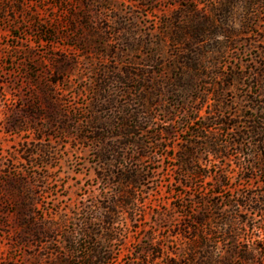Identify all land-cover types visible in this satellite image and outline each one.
I'll use <instances>...</instances> for the list:
<instances>
[{
    "label": "rangeland",
    "instance_id": "rangeland-1",
    "mask_svg": "<svg viewBox=\"0 0 264 264\" xmlns=\"http://www.w3.org/2000/svg\"><path fill=\"white\" fill-rule=\"evenodd\" d=\"M215 1L205 2L209 5ZM202 2L195 0L196 14L207 17L210 10ZM184 4L189 5L179 0H0V264H38L36 257L46 253L40 251V246H47L45 241L40 243L39 239L22 234L13 192L4 185L7 176L36 177L34 184L42 213L50 216L58 211L68 212L71 220L78 218V210L93 207L96 198L115 190L97 179L99 169L93 152L59 132L57 124L50 123L41 133L26 130L17 134L9 128V117L14 111L22 113L30 101L43 102L47 82L62 78L66 81V91L59 96L63 108L88 112L96 89L95 69L133 73L140 69L149 75L155 72L160 83L171 82L179 73L172 70L174 53L179 50L173 36H181L182 24L190 17L183 12L188 10ZM43 27L52 35L44 37L40 31ZM228 29L232 31L230 37L208 34L203 43L206 50L214 51V55H208L213 62L211 72L218 76L215 82L219 92L225 88L223 102L235 115L232 123L237 127L231 131V139L235 133L247 131L250 116L264 113V7L240 8ZM193 68L194 65L188 66L185 74H195ZM197 88L200 98L207 86L198 82ZM110 90L117 94L118 102L124 103L119 93L122 87L114 84ZM177 95L162 102V107L173 110L172 123L167 124L171 134L162 136L168 149L157 154L155 165L152 159L142 164L143 168H156L143 188V200L138 206L142 217L138 215L132 223L124 214L115 224L117 233L127 237L125 244L118 240L101 242L104 250L113 254V264H165L168 253H181L185 241L172 236L171 226L183 217L172 211L169 192H174L175 197V190L181 189L185 204L198 212L201 206L196 201L190 203V199L198 192L218 201L220 198L211 194L222 171L229 174L228 187L221 190L223 196L244 200L241 218L260 228H243L242 243L258 248L264 245V216L252 210L257 201L264 203V170H259L264 149L255 148L245 139L242 150L229 148V159L203 153L201 160L213 177L197 180L188 191L171 185L177 163L165 156L174 154L190 139L184 111L200 106L191 95L179 91ZM206 104H216L215 99L209 97ZM156 114V124H163L166 117ZM213 132L220 135L222 130L216 127ZM23 144L32 149L46 148L51 157L29 161ZM226 212L233 211L226 208ZM73 226L71 222L67 229L72 230ZM153 243L162 246L164 255L153 252ZM257 264H264L262 256Z\"/></svg>",
    "mask_w": 264,
    "mask_h": 264
},
{
    "label": "trees",
    "instance_id": "trees-1",
    "mask_svg": "<svg viewBox=\"0 0 264 264\" xmlns=\"http://www.w3.org/2000/svg\"><path fill=\"white\" fill-rule=\"evenodd\" d=\"M179 1L189 4H184L188 10L183 12L190 17L187 15L189 21L182 24L181 36H173L179 50L174 53L172 70L179 73L171 82L160 83L155 72L149 75L140 69L135 73L129 70L109 72L107 69H95L96 89L88 112L63 108L59 96L66 91V81L62 78L47 82L43 102L30 101L23 107L22 113L14 111L9 117V128L17 134L26 130L41 133L49 128L50 123L57 124L59 132L71 136L74 143L93 152L99 169L97 179L115 189L111 195L103 193L100 199L96 198L93 207L78 210V218L71 220L68 212L58 211L50 216L42 213L39 193L35 190L36 177L21 179L17 174L7 176L4 185L13 192L14 211L22 234L47 243L45 249L40 246V251L46 253L36 257L38 264L40 261H49L47 264L114 263L113 254L104 250L101 242L105 244L118 240L125 244L127 237L117 233L115 224L124 214L132 223L137 221L138 215L142 217L138 206L143 200V188L156 170L143 168L142 164L152 159L151 163L155 165L157 154L168 149L162 141V136L171 134L167 124L172 123L173 110L162 107L163 99L168 96L177 97L179 91L191 95L200 104L184 111L190 139L174 154L165 156L177 163L171 185L188 191L197 180L212 178L211 169L201 160L203 153L217 159H229V148L242 150L246 145L245 139L255 148L264 149V113L250 116L251 124L247 131H239L235 137L229 138L231 131L237 127L232 123L235 115L228 111L229 107L223 102L225 88L219 92V84L215 82L218 76L211 72L213 62L209 61L211 57L208 55H214V51L206 50L203 43L208 34L230 37L232 31L230 27L227 30V26L237 10L242 7L261 9L264 0H216L209 5L203 0L202 3L210 10L207 17L196 14L195 0ZM178 20L182 22L181 17ZM40 31L44 37L52 35L44 27ZM152 62L158 64L157 61ZM190 65H194L195 74L188 76L185 70ZM220 77L226 80V77ZM198 82L207 86V91L200 94V98ZM114 84L123 88L119 93L124 103L118 102L117 94L113 95L110 90ZM209 97H213L216 104L206 106ZM156 113L166 117L163 124H156ZM216 127L221 128L220 135L213 132ZM23 146L29 161L51 157L46 148ZM259 170H264V161ZM228 178V172L222 171L212 189L211 197H219L218 201L198 192L190 199V203L196 201L201 206L198 212H193L191 206L185 204L181 189L175 190V197L174 192H169L173 199L172 211L183 217L182 221L171 226L172 236L183 239L185 247L181 253H168L165 264H257L259 257L264 258V245L258 248L241 241L240 231L243 228H256L258 231L260 228L249 225V221L241 218L244 200L223 196L221 190L228 187ZM226 208L233 212L228 214ZM252 210L264 216V203L257 201ZM71 222L74 225L72 230L67 229ZM153 245V252L164 255L160 244ZM221 245H227V248Z\"/></svg>",
    "mask_w": 264,
    "mask_h": 264
}]
</instances>
